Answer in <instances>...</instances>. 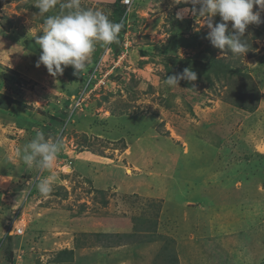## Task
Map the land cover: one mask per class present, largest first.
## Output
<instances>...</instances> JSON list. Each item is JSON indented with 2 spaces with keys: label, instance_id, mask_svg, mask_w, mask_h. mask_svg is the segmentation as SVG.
Returning a JSON list of instances; mask_svg holds the SVG:
<instances>
[{
  "label": "rangeland",
  "instance_id": "rangeland-1",
  "mask_svg": "<svg viewBox=\"0 0 264 264\" xmlns=\"http://www.w3.org/2000/svg\"><path fill=\"white\" fill-rule=\"evenodd\" d=\"M35 2L0 3V96L16 102L7 110L0 109V175L13 177V188L0 191V236L5 235L0 245L10 238L22 243L20 259L14 262L0 247V264H36L30 252L39 258L43 250L53 248L51 238H43L44 216L56 212L58 219L54 215L53 222L67 224L70 215L59 213L65 208L75 214L71 218L80 213L86 221L78 227L69 224L70 230L61 227L55 236L62 244L75 238L80 228V236L91 237L93 242L102 237L116 246L133 240L136 246L152 243L149 264H170L171 259L173 264H264V41L247 36L245 56H222L206 39L208 29L201 26L198 12L191 11L199 5L184 0H134L118 20L126 30L117 52L113 44L97 43L86 71L74 75L68 66L53 77L43 65L36 66L41 49L34 36L43 35L45 16L66 11L61 7L66 0H57V6L43 15L38 14ZM114 2L80 0V5L102 10L114 21ZM180 12H184L183 19L177 18ZM219 21V16L213 18L214 24ZM172 32L181 35L169 38ZM206 49L213 50L215 59L226 60L230 67H241L252 76L256 92L250 99L254 101L241 102L244 107L256 104L254 112L230 104L239 81L230 80L229 73L219 77L221 81L212 76L210 83L191 81V88L164 83L166 56L190 59L191 67L199 68L211 57ZM95 65L108 71L106 82L95 91L94 86L82 110L68 123L66 113L86 89ZM117 117L120 120L115 121ZM109 122H114L111 136L120 137L114 142L109 136L96 137L90 129L106 127ZM42 124L45 129L34 128ZM51 125L56 131L48 136L45 130ZM37 131L61 144L52 169L28 167L15 155ZM95 154L104 160H96ZM89 160L99 167L90 164L87 171ZM112 163L119 169L116 175L108 169ZM66 167L71 171H65ZM205 168L213 170V175L200 180ZM146 173L155 177L153 193L134 197L136 189H142L139 185L119 187L122 174L145 177ZM51 174L57 179L51 194L44 197L37 184ZM203 182L205 194L188 195L190 183ZM147 187L152 189L150 184ZM32 192L36 195L31 200ZM16 217L26 224L18 236ZM104 226L110 230L98 228ZM55 245L58 250L64 247ZM166 251L174 258L163 257ZM105 258L100 256L102 262ZM40 260L37 264H43L44 258Z\"/></svg>",
  "mask_w": 264,
  "mask_h": 264
},
{
  "label": "clouds",
  "instance_id": "clouds-1",
  "mask_svg": "<svg viewBox=\"0 0 264 264\" xmlns=\"http://www.w3.org/2000/svg\"><path fill=\"white\" fill-rule=\"evenodd\" d=\"M184 2H190L193 6L199 5L198 9L193 7L191 11L198 12L201 26L208 29L206 39L214 48L221 50L222 56L225 54L245 56L249 51L245 39L246 29L250 24L262 22L260 13L264 12V0H184ZM34 6L39 10L38 14H47L57 6V0H36ZM61 7L66 11L45 16L41 26L43 35L34 36L36 45L41 49L36 66L43 65L53 77L61 75L68 66H72L74 75L86 71L96 44L107 46L117 43L123 27L122 23L110 20L102 10L82 8L80 0H66ZM254 7L256 11H253ZM187 11L189 10H184ZM184 12L177 13V18L183 19ZM216 16H219L220 21L214 24L213 18ZM165 73L164 83L170 87H179L180 80L197 79L196 72L190 67L175 75ZM67 114L68 119L73 117L70 111ZM60 150L61 144L58 140L46 139L42 131H37L35 137L15 155L28 167L49 170L53 168ZM65 171H71V168L66 167ZM56 179L55 174L42 179L37 184L38 192L44 197L49 196Z\"/></svg>",
  "mask_w": 264,
  "mask_h": 264
},
{
  "label": "crops",
  "instance_id": "crops-1",
  "mask_svg": "<svg viewBox=\"0 0 264 264\" xmlns=\"http://www.w3.org/2000/svg\"><path fill=\"white\" fill-rule=\"evenodd\" d=\"M106 116L109 117L110 115L106 114ZM110 117L115 118L114 116H110ZM116 119L117 120H115V121H118V120H120V117H117ZM113 123L114 122H109L108 126H106V127L101 126L102 128H99V129L96 127H94V128L91 127L90 129L94 132V135L96 137L99 136V137L105 138V137L109 136L110 138H113V139H110L109 141L114 142L116 140H119L120 137L116 138V137L111 136L112 131L109 132V130H112L114 128ZM106 124H107V122H106ZM42 125L39 127L36 126L34 128L40 129L41 127H44V129H45L46 128L45 125L44 124H42ZM53 129H55V128H53V126L51 125L50 129L45 130V131H48L47 132L48 136L50 135V133H52L51 130L53 131ZM115 129H117V127ZM55 131H56V129H55ZM138 135L139 134H137V136ZM141 137L143 138V136H141ZM135 138H138V137H135ZM98 139H102V138H98ZM220 144H222L221 141L217 143L218 148L220 147ZM212 145L214 148L216 144L212 143L211 146ZM127 147H129V146L127 145ZM130 147H132V145ZM202 148H204V147H201V149ZM204 150H205V148H204ZM214 153H215V150H214ZM78 154L80 155V153H78ZM92 154H94V153H92ZM92 154L90 153V155H92ZM95 155H97V156H95L96 160L105 158L104 156L99 155V154H95ZM215 155H216V153H215ZM108 161H109V159H108ZM86 163L89 166V168L86 169L87 171L91 170L90 164L94 165V168L99 167L96 164V162H94L93 160H89ZM110 165H111V167H110ZM116 168H117V166H115L113 163L108 164V169H110V173L112 171H114ZM208 169L209 168H205L204 171H202L201 174L198 176L200 178V180L201 179L207 180L209 176L213 175L214 171L211 169L210 170H208ZM116 170H119V169H116ZM116 170H115L114 175H116ZM9 172H10V170H9ZM8 174L7 175H0V191L6 187H9V186L11 187V189L13 188V186L11 184V180L13 177L11 174L10 175H8ZM150 174L151 173H146L145 177L142 176V174L140 176L135 174V177H130L126 174H122L120 176V178H121L120 180H122L123 182H122V185H120L119 187H123V188L135 187L134 186V183H135V184H137V186L139 185L142 189H136V192H134V193H136V194H134V197H136V196L144 197V194L146 192L147 193H153V186H152L151 182L155 177L151 178L149 176ZM157 178H159V177H157ZM140 182H142V183H140ZM147 184H150V187H152V189L148 188ZM191 184L192 183L189 184L191 187H190V193H188V195H190L196 191L200 195L205 194L204 193V186L206 185L205 182H203V184H200V183L196 184L195 186H192ZM207 190H209V188H207ZM13 191L16 192L17 190L13 189ZM114 191L116 192L117 189H114ZM3 193L4 192H2V194ZM5 193H7V192H5ZM35 195H36L35 193L31 194V197H30L31 200L34 199L32 197H35ZM188 195H186V196H188ZM131 196H133V195H131ZM194 197H197V196H194ZM194 197L188 196V198H190V199H192ZM1 200L2 199L0 196V201ZM3 203H5V202L3 201ZM37 203H38V201H37ZM62 211H64V212H59V213H65V214H63V216L66 214L70 215V218H69L67 224L61 223V220H58V221L55 220V222H53L54 221L53 216L56 215V216H54V219L57 218L56 212L52 213L48 216H44L45 222H44V227H43V229H44V231H43L44 237L43 238L50 237L51 243H52L51 244V243L45 242L44 244L48 245V247L51 244L53 248H52V250H47V249L43 250V254L39 255V258L38 257L33 258L34 255H36V254L34 252H30L29 258L31 261L36 262V264L40 263V261H41L40 259H43V258H44L43 264H149L151 262V259L149 260L148 253H149V250L152 249V247H154V245L152 243H147V245H144V243H142V246H136V240H133V241H131V243L116 246L114 243L111 242L110 238L109 239H103L102 237H100L101 239L96 237L97 240L95 239L93 242V238H91V237H87V238L85 237L84 238V237L80 236V234L82 232L79 230L80 228L79 229L77 228L78 229L77 233L74 232L73 235L75 236V234H76V236H75V238L74 237L71 238L70 242H68V243L66 242L63 244L60 243L61 240H58V237L55 236V233L58 234L59 231L61 230V227H66V229L70 230L73 228H71V226L69 224H73L74 226L78 227V225H82L84 223V219H85L83 216L80 215V213H77L78 215L76 217H74V219L71 218V216L75 215V214H72L70 209L65 208ZM103 211H105V210H102V212ZM85 221H86V219H85ZM109 225H110V221H109ZM100 226H101V224H100ZM33 227H34V225H32V228ZM98 228L110 230V228L106 227V226L98 227ZM219 228H222V226ZM78 232H79V235H78ZM105 232H102V234ZM1 237H4V236L1 235L0 238ZM10 239H12V240L8 243L5 242L6 240L3 241L0 245V247H2L3 250L8 251L7 253H8L9 259L10 260L13 259V262H14L16 260V257L20 259L19 253L22 251L20 244H22V243L20 241V244H18V240H15V238H10ZM10 239H7V240L9 241ZM27 239H29V238H27ZM26 243L30 244L31 243L30 239H29V242L27 241ZM137 243H139V242H137ZM55 244H58V245L64 246V247H61V250H58V248H54L55 246H57ZM28 252H29V250H28ZM100 256L106 257L103 262H102V259H100ZM45 259H46V261H45ZM108 259H109V261H108Z\"/></svg>",
  "mask_w": 264,
  "mask_h": 264
},
{
  "label": "trees",
  "instance_id": "trees-1",
  "mask_svg": "<svg viewBox=\"0 0 264 264\" xmlns=\"http://www.w3.org/2000/svg\"><path fill=\"white\" fill-rule=\"evenodd\" d=\"M17 1H20V0H0V3H10V2H17ZM113 8L115 10L113 22L118 23V20L122 17V15L125 12V7L122 4V0H115L113 4ZM260 18L262 21L260 24H250L247 27L246 32H245V38L249 36L252 41H264V16H260ZM125 30H126V26L125 24H123L121 32L119 33V41L117 43H113V46H112V49H114L115 52H117V49H116L117 45L121 44L123 33ZM187 31H189V29H187ZM196 34L197 32H195L194 35ZM179 35H181V32H178L177 34H174V32H172V35H170L169 38L172 36L175 38L176 36H179ZM197 36L199 37L200 35L197 34ZM200 45L201 43H198V46ZM206 51L211 53V57H208L207 61H204L203 64H201V67L199 68L196 67V64L191 67L192 63L190 59H180L174 56H166L168 63L167 64L165 63V66H164L166 70L165 74L175 75L177 73H181L183 69L190 67L197 74V79L195 80V82L202 83L204 81L205 83H210L209 79H211L210 78L211 76L214 77L215 80L221 81L219 77H224V75H227L229 73V75L231 74L230 80L233 78L234 82L238 83L239 81V87L237 89L236 88L233 89L234 94H233L232 100H230V104L236 106V108L244 109V111L254 112L256 109V104L249 105L248 107L246 106V104H244L246 106L244 107L242 106V102H241L242 100L247 99V101L252 104L254 101V99H250V98H254L253 96L255 95V92H256V87H254L255 85H254L252 76L246 74L244 72V69H241V67L240 69H234L233 67H230L229 62L226 60L224 61L221 58L215 59L213 50L206 49ZM253 56L254 55H249L248 57L252 58ZM94 64H96V62ZM164 78L166 79L165 76ZM179 84L187 88L192 87L191 81L180 80ZM15 103H16L15 100L13 101L10 98L0 96V109L2 110L9 109V107ZM256 103H258V100H256ZM74 115L75 114H73L72 116ZM66 117L69 118V115L67 114ZM70 121H71V118L69 119L68 123H72ZM68 123H66V126ZM56 137H57V133H56ZM162 255L163 257L170 255L171 257L174 258V254L173 255L171 253L169 254L168 251L164 252ZM169 263L173 264V260L171 259Z\"/></svg>",
  "mask_w": 264,
  "mask_h": 264
},
{
  "label": "built area",
  "instance_id": "built-area-1",
  "mask_svg": "<svg viewBox=\"0 0 264 264\" xmlns=\"http://www.w3.org/2000/svg\"><path fill=\"white\" fill-rule=\"evenodd\" d=\"M133 3H134V0H122V4L126 8V11H127V9H129L133 5ZM108 75H109L108 71L100 70V68L97 65H95L93 67L92 71L90 72V74L88 76L89 84L87 85L86 89H84L80 94H78V97H76L75 103L72 104L73 108H72V111H70V115H72L76 111L82 110V104H83L84 100H86V98L88 97L91 90L94 88V86H96V87L93 89V91H95L98 86L104 85ZM18 220H19V217H16L14 220V224L18 222V226L15 225V227H14L15 228V234L21 235L24 231V227L26 224H23L21 222V220H19V221Z\"/></svg>",
  "mask_w": 264,
  "mask_h": 264
},
{
  "label": "water",
  "instance_id": "water-1",
  "mask_svg": "<svg viewBox=\"0 0 264 264\" xmlns=\"http://www.w3.org/2000/svg\"><path fill=\"white\" fill-rule=\"evenodd\" d=\"M14 205V204H13Z\"/></svg>",
  "mask_w": 264,
  "mask_h": 264
}]
</instances>
